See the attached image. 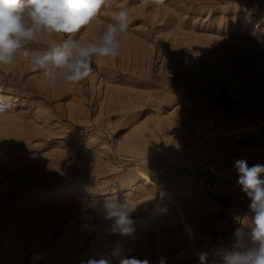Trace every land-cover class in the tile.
I'll use <instances>...</instances> for the list:
<instances>
[{"label": "rangeland", "instance_id": "rangeland-1", "mask_svg": "<svg viewBox=\"0 0 264 264\" xmlns=\"http://www.w3.org/2000/svg\"><path fill=\"white\" fill-rule=\"evenodd\" d=\"M120 4L121 55L78 85L50 87L19 57L0 67V264H81L116 241L147 264H213L250 214L234 162L264 164V0H112L78 37ZM108 200L134 209L131 236L109 230Z\"/></svg>", "mask_w": 264, "mask_h": 264}, {"label": "clouds", "instance_id": "clouds-1", "mask_svg": "<svg viewBox=\"0 0 264 264\" xmlns=\"http://www.w3.org/2000/svg\"><path fill=\"white\" fill-rule=\"evenodd\" d=\"M112 0H0V67L12 65L19 57L28 71L38 73L50 87L78 85L93 72L94 59L115 61L121 55V41L131 23V10L124 4L111 14V22L91 39H80L81 29L95 20ZM164 0H141L161 5ZM12 104L0 96V114ZM234 167L238 184L249 199V215L239 222L232 242L219 261L213 264H264V164L249 166L238 159ZM110 231L128 237L135 231L127 200H108L103 205ZM116 241L99 258L81 264H147L127 254ZM206 254L201 255L204 264ZM163 264V262H161Z\"/></svg>", "mask_w": 264, "mask_h": 264}, {"label": "bare ground", "instance_id": "bare-ground-1", "mask_svg": "<svg viewBox=\"0 0 264 264\" xmlns=\"http://www.w3.org/2000/svg\"><path fill=\"white\" fill-rule=\"evenodd\" d=\"M126 44H127V42H126ZM125 45V44H124ZM126 46V45H125ZM128 46V45H127ZM140 48H142V47H140ZM143 58V57H142ZM214 58V57H213ZM175 60V59H174ZM173 61V60H172ZM175 61H177V59L175 60ZM178 62H179V60H178ZM216 62V61H215ZM153 63V62H152ZM128 64V63H127ZM168 68V67H167ZM191 69V68H190ZM173 70V69H172ZM161 71V70H160ZM164 71V70H163ZM166 71H168V70H166ZM175 71V70H174ZM169 72V71H168ZM174 75V74H173ZM175 75H176V73H175ZM150 77V76H149ZM145 78V77H144ZM168 78H169V76H167V75H165V74H161V76L160 77H156L155 79H156V81L157 80H159V81H166V80H168ZM171 78V77H170ZM148 79V78H147ZM146 79V80H147ZM172 79V78H171ZM155 81V80H154ZM153 82V81H152ZM149 83V82H148ZM166 84V83H165ZM7 90V89H6ZM4 91V90H3ZM2 91V92H3ZM1 92V91H0ZM2 94V93H1ZM6 95V94H5ZM3 96V95H2ZM13 96H15V95H13ZM3 97H5V96H3ZM19 98H20V96H18ZM11 99V98H10ZM9 99V100H10ZM21 99V98H20ZM110 99H111V97H110ZM18 101H22V100H18ZM21 104V103H20ZM125 105V104H124ZM21 107V106H20ZM19 108V107H18ZM107 108V107H106ZM110 109H111V107H109ZM26 109H28V108H26ZM104 109V108H103ZM11 111V110H10ZM9 113V112H8ZM14 113H15V111H14ZM25 114H27V112H25ZM25 114H24V117H25ZM8 115V114H7ZM15 115H17V114H15ZM15 115L14 116H11V117H15ZM19 116H21L20 115V113H19ZM27 116V115H26ZM210 116V115H209ZM3 118L5 117V116H2ZM2 117H0L1 119H2ZM17 117V116H16ZM28 117V116H27ZM184 119V118H183ZM13 120V119H12ZM210 120V119H209ZM25 122V121H24ZM10 123V122H9ZM18 123V122H17ZM16 123V124H17ZM2 124V123H1ZM12 124V123H11ZM15 124V123H14ZM259 124V123H258ZM9 126H11V125H9ZM13 126H15V125H13ZM12 126V127H13ZM17 126V125H16ZM26 127V126H25ZM184 127V126H183ZM14 128V127H13ZM218 128H219V126H218ZM1 129V128H0ZM23 129H24V127H23ZM26 129V128H25ZM234 129V128H233ZM235 129H236V127H235ZM15 130V129H14ZM217 130V129H216ZM24 132V131H23ZM180 132V131H179ZM11 133V132H10ZM15 134V133H14ZM20 134V133H19ZM17 135V134H16ZM18 136V135H17ZM159 136V135H158ZM19 137H21V136H19ZM20 139V138H19ZM132 139V138H131ZM12 140V139H11ZM181 140V139H180ZM19 141V140H18ZM196 141V140H195ZM17 142V141H16ZM133 142V141H132ZM135 143H136V141H134ZM173 142V141H172ZM199 142V141H198ZM130 143H131V140H130ZM134 143V144H135ZM132 144V143H131ZM212 144V143H211ZM152 145V144H151ZM190 147V146H189ZM136 149V148H135ZM136 152H139V151H136ZM163 152V151H162ZM71 153V152H70ZM181 153V152H180ZM170 154V153H169ZM187 155V154H186ZM181 156V155H180ZM174 158V157H173ZM57 159V158H56ZM54 160V159H53ZM19 161V160H18ZM49 161V160H48ZM55 161V160H54ZM89 161V160H88ZM13 162V161H12ZM56 162V161H55ZM54 162V163H55ZM62 162V161H61ZM13 163H17V162H13ZM53 163V164H54ZM39 165L41 164V163H38ZM43 164V163H42ZM56 164H57V162H56ZM50 165V164H49ZM55 165V164H54ZM10 167V166H9ZM23 167V166H22ZM41 167V166H40ZM47 167V166H46ZM53 167V166H52ZM55 167H57L56 165H55ZM58 167H59V165H58ZM64 167H65V165H64ZM136 167V166H135ZM16 168V167H15ZM27 168H28V165H27ZM26 168V169H27ZM31 168V167H30ZM50 168V167H49ZM137 168V167H136ZM42 169H43V167H42ZM42 169L40 170V169H38V170H40V171H42ZM57 169V168H56ZM52 170V169H51ZM145 170V169H144ZM28 171H31V170H28ZM46 171V170H45ZM137 171L140 173V176H143V178L144 179H151V180H153L154 181V178H155V176H154V174L151 172V170L150 171H147V172H145V171H142V169L140 170L139 168L137 169ZM98 173V172H97ZM59 176V175H58ZM135 176V175H134ZM89 183V182H88ZM81 184H82V182H81ZM84 184V183H83ZM85 184H87V181H86V183ZM156 185V184H155ZM87 187V186H86ZM88 187H89V185H88ZM77 188V187H76ZM78 188H79V186H78ZM83 188H85V187H83ZM75 189V188H74ZM74 189H72V190H74ZM82 189V188H81ZM81 189H79V190H81ZM91 189V188H90ZM93 189V188H92ZM70 190V189H69ZM71 190V191H72ZM95 190V189H94ZM93 190V191H94ZM71 191H68V192H71ZM84 191V190H83ZM88 191V190H87ZM80 192V191H79ZM79 192H77L78 193V195H79ZM90 193V192H89ZM83 194V193H82ZM86 194V193H85ZM80 196V195H79ZM83 196H84V194H83ZM166 196V195H165ZM63 200V199H62ZM64 201V200H63ZM189 201V200H188ZM93 202V201H92ZM171 202V201H170ZM192 202V201H191ZM48 203V202H47ZM70 206H72L73 207V205H70ZM69 207V206H68ZM98 207V206H97ZM74 208V207H73ZM181 208V207H180ZM229 208V207H228ZM59 209V208H58ZM65 209V208H64ZM49 210V209H48ZM180 210V209H179ZM57 211V210H56ZM69 211V210H68ZM70 212V211H69ZM75 212V211H74ZM72 214V213H71ZM181 214H182V212H181ZM57 215V214H56ZM55 215V216H56ZM66 215V214H65ZM54 216V215H53ZM54 216V217H55ZM59 216H60V214H59ZM180 216V215H179ZM182 216H184V215H182ZM46 217V216H45ZM71 216L69 215L68 216V218H70ZM74 217V216H73ZM99 217V216H98ZM214 217V216H213ZM193 218V217H192ZM42 219V218H41ZM54 220V219H53ZM57 220H58V218H57ZM67 220V219H66ZM92 220V219H91ZM5 221V220H4ZM60 221V220H59ZM65 221V220H64ZM183 221H185V220H183ZM63 222V221H62ZM67 222V221H66ZM61 223V222H60ZM64 223V222H63ZM79 223V222H78ZM184 225V227L186 228V232H187V235H188V238H189V243L193 240L192 239V237H193V232H192V230H191V227L186 223V222H184L183 223ZM42 225V224H41ZM58 225V224H57ZM82 225V224H81ZM104 225V224H103ZM59 227H60V224H59ZM68 227V226H67ZM204 227V226H203ZM64 228V227H63ZM162 230V229H161ZM64 231H65V229H64ZM67 231V230H66ZM165 231V230H164ZM167 231V230H166ZM139 232V231H138ZM141 233H142V231H140ZM76 233V232H75ZM40 234V233H39ZM147 235V234H146ZM40 236V235H39ZM158 236H160V235H158ZM163 237V236H162ZM165 237V236H164ZM17 238V237H16ZM38 238V237H37ZM48 238V237H47ZM175 238V237H174ZM45 239V238H44ZM43 239V240H44ZM49 239V238H48ZM158 239H160V238H158ZM96 240V239H95ZM109 240V239H108ZM167 240V239H166ZM5 241V240H4ZM89 241V240H88ZM143 241V240H142ZM157 241V240H156ZM3 242V241H2ZM129 242V241H128ZM168 242V241H167ZM163 243L162 245V248L164 249V250H166L167 248H169L170 246H169V243ZM181 242V241H180ZM153 243V242H152ZM178 243V242H177ZM1 244V243H0ZM65 245V244H64ZM73 245V244H72ZM185 245V244H184ZM183 244H181V245H179V247L176 249V252L177 251H181L182 249H183V246H184ZM187 245V244H186ZM189 245V244H188ZM191 245V244H190ZM61 246V245H60ZM128 246V245H127ZM144 246V245H143ZM143 246H141V248H143ZM152 246V245H151ZM150 246V247H151ZM154 246V245H153ZM157 246V245H156ZM177 246V245H176ZM49 247V246H48ZM64 247V246H63ZM94 247V246H93ZM161 247V246H160ZM97 248V247H96ZM155 248V247H154ZM1 249H3V248H0V250ZM95 249V248H94ZM102 249V248H101ZM148 249V248H147ZM151 249V248H150ZM48 250H49V248H48ZM191 250V249H190ZM65 251H67L66 249L64 250V252ZM92 251V250H91ZM143 251V250H142ZM148 251V250H147ZM169 251V250H168ZM187 251V250H186ZM75 252V251H74ZM152 252V251H151ZM150 252V254H152ZM73 253V252H72ZM133 253V252H132ZM137 253V252H136ZM147 253V252H146ZM149 253V252H148ZM1 254V253H0ZM55 254V253H54ZM175 254V253H174ZM2 255V254H1ZM142 256V255H141ZM151 256V255H150ZM156 256H157V254H156ZM29 257V256H28ZM98 257V256H97ZM160 257H163V255L162 256H160ZM31 258V257H30ZM44 258V257H43ZM56 258V257H55ZM75 258V257H74ZM34 259V258H33ZM86 259V258H85ZM141 259V258H140ZM178 259H179V257H178ZM66 260V259H65ZM148 260V259H147ZM150 260V259H149ZM8 261V260H7ZM47 262V261H46ZM67 262V261H66ZM69 262V261H68ZM71 262V261H70ZM157 262V261H156ZM155 262V263H156ZM160 262H162V260L160 261ZM49 263V262H48ZM61 263V262H60ZM76 263V262H75ZM158 263V262H157ZM167 263V262H166ZM165 263V264H166ZM15 264V263H14ZM57 264V263H56ZM66 264V263H65ZM78 264V263H77ZM113 264H116V262H113Z\"/></svg>", "mask_w": 264, "mask_h": 264}]
</instances>
